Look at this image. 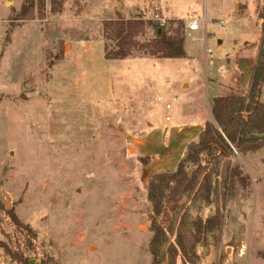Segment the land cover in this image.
Masks as SVG:
<instances>
[{
	"label": "rangeland",
	"instance_id": "374dc122",
	"mask_svg": "<svg viewBox=\"0 0 264 264\" xmlns=\"http://www.w3.org/2000/svg\"><path fill=\"white\" fill-rule=\"evenodd\" d=\"M28 3L29 14L21 19ZM6 6L10 21L0 37L4 209H13L36 232L38 258L49 255L55 264H150L147 179L168 153L174 155L171 169L180 159L176 146L167 149L177 136L165 115L176 105L166 109L165 102L201 98L216 65L222 82L233 80V40L260 42L262 0H8ZM6 10L0 5V18ZM193 17L200 27L187 34L186 20ZM118 18L144 22L138 43L155 38L157 25L172 30L181 22L185 57L132 48L127 58L105 59L104 47L115 50L116 39L103 23ZM3 25L0 20V35ZM15 28V40L4 49ZM226 83L218 95L228 93ZM248 176L249 186L236 184L223 204L216 202L223 225L196 246L193 264L209 262L215 248L218 258H227L228 246L233 256L243 253L241 263L231 259L233 264H264V175ZM214 203L202 207L204 217L214 212ZM5 210L0 240L13 242L16 234L22 240ZM171 212L168 206L163 224ZM38 258L28 264H39ZM0 264L17 263L0 248Z\"/></svg>",
	"mask_w": 264,
	"mask_h": 264
},
{
	"label": "trees",
	"instance_id": "16d2710c",
	"mask_svg": "<svg viewBox=\"0 0 264 264\" xmlns=\"http://www.w3.org/2000/svg\"><path fill=\"white\" fill-rule=\"evenodd\" d=\"M30 9L31 3L21 7V19L27 18ZM258 18L262 20V32L246 92L212 98L210 111L213 120L205 122L197 139L186 145L175 169L156 172L147 179L146 199L151 206L152 232L148 243L150 264H193L196 246L223 225V214L216 202L223 204L236 184L250 185L249 176L244 173L236 153L244 155L264 147V102L259 97L264 82V0ZM144 27L141 19L105 20L104 31L108 35V28H111L116 49L109 51L105 46L104 58H127L132 48L163 58L185 57L181 22L172 30L157 25L155 38L138 43L135 37ZM211 202H215L214 212L204 217L202 207ZM168 206L172 212L168 222L163 224ZM2 210L5 209L0 199ZM5 212L22 240L16 234L13 242L0 240V248L11 261L28 264L31 257L38 258L37 234L19 219L13 209ZM38 260L39 264H55L46 254Z\"/></svg>",
	"mask_w": 264,
	"mask_h": 264
},
{
	"label": "crops",
	"instance_id": "0c3cea01",
	"mask_svg": "<svg viewBox=\"0 0 264 264\" xmlns=\"http://www.w3.org/2000/svg\"><path fill=\"white\" fill-rule=\"evenodd\" d=\"M8 0H0V5L5 9L7 8V12L4 14L3 17L0 18L1 23L4 24L2 27V39L4 37L5 31L7 29V23L10 21V9L6 6ZM17 33V29H13L10 34V42L4 46V49L7 48L12 40H15ZM261 37V34L258 35V39ZM260 40V39H259ZM219 45L223 43L224 40H216ZM2 42V41H1ZM231 42V41H230ZM246 41L243 40H233L232 45L234 46V50L232 51V54L229 58H232L233 65L236 68V73L232 81L228 80V82H222L219 79V76L216 74L219 65H216V71L211 73L209 76H207L204 80V93L201 98H189L188 100L182 101L178 103V97L177 102L174 103L176 105V108L172 115L167 114L169 117V120H166V126L168 127L169 131L172 133H175L177 136V139L173 142L171 141L168 145V150L170 149V146L177 147V153L179 154V157L183 155V152L185 151L186 145L190 141H195L198 137L199 132L202 130L204 123L207 121H212V115L210 111V101L212 98L218 96V89L219 86L222 83L227 84V91L226 95H234V94H244L248 88L250 75L252 71V67L255 63L257 54H255V51L258 52L259 43L255 41L253 44L248 43L243 45ZM242 44V46H240ZM2 46V45H1ZM237 48V49H236ZM243 48V49H240ZM2 49V47H1ZM3 49V50H4ZM254 50V51H253ZM252 51V52H251ZM1 52V50H0ZM3 54V52H2ZM2 56V55H1ZM228 56V55H226ZM1 58V57H0ZM228 57L226 58L229 59ZM230 62V61H227ZM214 64L216 62H213ZM1 65V62H0ZM228 73V72H227ZM224 81V80H223ZM185 83H183L184 85ZM260 100L264 102V82L261 87L260 91ZM173 105V106H174ZM166 117V115H165ZM164 117V118H165ZM165 127V129H167ZM153 128V125L151 129ZM263 148L253 152V153H247V154H240V159L242 161V167L244 168V172L247 175H250L252 178L253 176H256L257 179H261V177L264 175L262 170L264 169V154H258ZM238 154V153H237ZM174 155L172 153H168L161 165L154 169L151 175L156 172H163V171H173L175 166L171 169L173 166V162L171 159H173ZM178 161V160H177ZM176 165V164H175ZM224 228L227 227L226 225V218L224 220ZM229 247V248H228ZM226 248V251L228 253L227 258L222 259L221 257L218 258V252L216 251V248L214 249L212 253V258H210L209 262H202V264H233V259H237L241 263V259L243 258V253L238 254L239 256H233L234 252L232 250V246H228ZM230 249V251H228ZM235 257V258H234ZM249 257V256H248ZM247 257V261H249V258ZM232 259V261H231ZM29 262V261H28Z\"/></svg>",
	"mask_w": 264,
	"mask_h": 264
},
{
	"label": "built area",
	"instance_id": "2783aa9c",
	"mask_svg": "<svg viewBox=\"0 0 264 264\" xmlns=\"http://www.w3.org/2000/svg\"><path fill=\"white\" fill-rule=\"evenodd\" d=\"M201 20H202V23H203V31H204L203 36H204V39H206V36H205V31H206L205 26H206V23H207L206 16H203ZM199 27H200L199 19L197 17H193V18H190V19L186 20V30L188 32L187 34H190L193 31H197L199 29ZM218 27L219 28H223V21H219L218 22ZM207 52L211 53L210 49H208ZM175 102H177V97H173L172 100L166 101L165 102V108L166 109L172 108V106L174 105ZM165 119L169 120V117L166 116Z\"/></svg>",
	"mask_w": 264,
	"mask_h": 264
}]
</instances>
